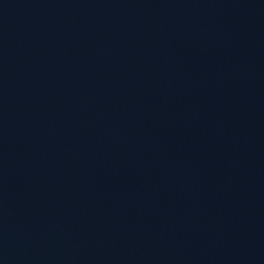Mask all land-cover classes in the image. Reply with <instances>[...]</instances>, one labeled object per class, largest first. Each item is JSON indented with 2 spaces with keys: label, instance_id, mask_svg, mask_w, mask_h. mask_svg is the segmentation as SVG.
Returning <instances> with one entry per match:
<instances>
[{
  "label": "water",
  "instance_id": "water-1",
  "mask_svg": "<svg viewBox=\"0 0 264 264\" xmlns=\"http://www.w3.org/2000/svg\"><path fill=\"white\" fill-rule=\"evenodd\" d=\"M0 264H264V0H0Z\"/></svg>",
  "mask_w": 264,
  "mask_h": 264
}]
</instances>
